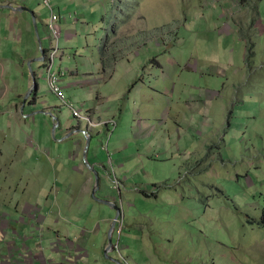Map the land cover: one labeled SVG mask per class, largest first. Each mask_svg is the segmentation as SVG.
<instances>
[{
  "label": "crops",
  "instance_id": "crops-1",
  "mask_svg": "<svg viewBox=\"0 0 264 264\" xmlns=\"http://www.w3.org/2000/svg\"><path fill=\"white\" fill-rule=\"evenodd\" d=\"M127 2L128 0H51L53 12L61 17L58 28L63 53L56 67L60 66L65 71L60 86L66 98L78 108L87 110L95 123H102L95 128L91 127L94 138H104L113 128L112 121L116 122L107 149L102 148L104 158H101L100 155L96 156L95 150L85 155L86 141L83 136H80L81 133L72 134L80 126L81 129L85 128L86 124L77 123L74 126L70 109L59 107L58 97L48 91L40 59L41 51H47L52 41L48 28L51 19L49 8L43 0H0V133L3 128H7L9 136L4 135L3 140L11 143L8 152L0 149V175L9 176L11 168L20 165V162L34 164L35 161H42L48 169L53 170L57 176L49 179L48 172V176L41 180V189L50 191L54 188L53 184L57 183L56 187L60 192L55 197L48 194L46 200L51 203L57 198L64 202L61 207L63 206L66 212L65 221L67 222L69 215H74L76 224L74 232L67 228L63 232L59 230V235L64 237L62 240L65 242L60 247L69 252L72 247L69 242L74 243L75 250L79 249L80 255L86 259L85 264H120L113 251L109 252L108 257L105 254L116 211L102 200H111L114 205L119 206L124 220L127 218L126 212L132 213L130 220L136 222L133 228L136 232L143 231L144 228V233L138 239H133L131 232L126 236H123L124 231L120 236L113 235L114 243L120 241L124 257L131 258L128 260L130 264H151L146 248L154 252L153 249L157 247L153 245V238L146 233L147 225L161 221L163 228H173L174 221L166 219L165 200L172 204L177 203L176 205L184 210L183 201L188 196L187 191L192 190L194 185H200L198 193L201 188L205 189V167L191 168L195 155L192 154V162L189 163V160L181 158L178 152L171 149L165 152L166 160L173 158L174 154L179 157V161H176L182 164L179 167L182 171H188L195 183L188 186L183 184L181 179L174 178V191L161 190L164 185L172 186L170 176L159 179V172L151 165L159 169L169 163L157 160L164 138L169 139V144H172L174 138L178 137L179 144L185 146V151L189 149L187 139H191V146L196 149V153H201L202 157L207 156L211 145L214 144L217 151L213 156L217 164L227 160L222 154L224 151L218 152L221 146L216 141L209 146L208 135L221 129L218 125L215 127L214 123H208V118L203 115V110L212 109L216 110V113L221 111L222 106L219 107V104L211 107L210 100L191 96L183 105L192 111L185 121L192 128H188L186 132L185 129H179L180 120L170 116L171 107L166 108L161 115L156 113L155 107L162 99L165 98L166 104L169 105L175 90L173 73L163 70V61L167 62L166 56L160 58L161 51L166 53L168 50L160 34L162 28H157L156 23L142 21L141 18H146L142 14L136 18L125 15V12H128ZM115 5L119 7V14L113 19L108 14V9ZM213 14L214 24H198L192 18H186L179 27L180 32L185 37L193 38L195 43L200 35L209 34L211 37L208 43H215V46L219 47L222 44L219 32L224 15L219 9H214ZM195 25L206 29L204 32H195L198 29ZM192 34L193 36H190ZM151 51L154 52L150 53ZM218 74H221V71ZM34 78L39 87L38 92L36 95L32 93L26 96L34 90ZM228 87L222 83L216 90L225 111L227 107L222 96ZM228 123L231 124V121ZM36 126L38 129L34 130L33 127ZM240 132H243L242 126ZM34 140L45 150L39 157L36 155ZM70 142L71 146H68ZM64 147L67 149L66 153L61 152ZM47 150L49 152H46ZM53 150L56 152L53 153ZM228 152L233 154L229 149ZM238 157L234 155L232 160ZM185 162L187 164H184ZM95 171L100 185L94 195ZM6 180L7 177L4 178V181ZM115 180L120 186L116 190L113 186ZM72 182L78 186L76 191H72ZM136 203L153 204L157 208L155 212L159 214L157 220L137 222L134 212L138 210L134 207ZM93 211L98 214V218L87 220L94 227L90 229L86 225L85 216ZM146 211L154 213L152 210ZM96 219H99L100 223L94 224ZM122 236L128 243H122ZM145 236L150 238L151 244ZM3 242L0 241L1 264H24L21 255L27 246H21V249L15 247L13 252L2 255L7 251L1 246ZM36 249H30L33 258L26 264H50L48 262L51 261V256L45 257L46 254L39 246H36ZM52 250L55 249L51 244V252ZM39 254H42L40 259ZM134 255L141 256V261H132L136 258Z\"/></svg>",
  "mask_w": 264,
  "mask_h": 264
},
{
  "label": "rangeland",
  "instance_id": "rangeland-1",
  "mask_svg": "<svg viewBox=\"0 0 264 264\" xmlns=\"http://www.w3.org/2000/svg\"><path fill=\"white\" fill-rule=\"evenodd\" d=\"M206 1L207 5H216L224 15L219 32L222 44L219 47L215 46V43H208L211 37L209 34L200 35L198 42L195 43L193 38L185 37L180 29H177L187 17L190 20L196 11L201 9V12H204L206 7H200L203 0H128L127 2L128 12H125V15L136 18L142 14L146 17L141 18L142 21L156 23L157 28H162L160 34L168 50L166 53L161 51L160 58L166 56L167 62L163 61V70L173 73L172 82L175 90L169 105L166 104L165 98L162 99L155 107L156 113L161 115L166 108L171 107L170 116L179 119L181 125L179 129H185L186 132L188 128H192L188 122H185L192 111L184 108L183 105L191 96L210 100L211 107L216 103L219 104V107L222 106L221 111L216 113V110L210 108L209 111L203 110V115L208 118V123H214L215 127L218 125L221 129V131H212L208 135L209 146L216 141L221 146L218 152L224 151L225 153L222 154L227 159L226 162L217 164L213 156L217 151L214 144L211 145L207 156L202 157V154L196 153V149L191 146V139H187L189 149L185 151V146L179 144L178 137L174 138L172 144H169V139L164 138L157 160L169 163L159 169L151 165L156 172H159V179L170 176L172 186L164 185L161 190L174 191V178L181 179L183 184L188 186L195 183L188 171H182L179 167L182 165L176 162L179 161V157L174 154L173 158L169 157L170 159L166 160L165 152L171 149L178 152L181 158L189 160L187 161L189 163L192 162V154L195 155L191 168L205 167L206 173L203 179L206 187L201 188L199 193L200 185H194L192 190L187 191L188 196L183 201L184 210L176 205L177 203L172 204L169 200H165L166 219L170 222L174 221L172 230L163 228L164 224L161 221L155 222L159 214L155 212L157 208L153 204L136 203L134 207L138 210L134 212L137 222H155L153 225L149 223L146 231L148 236L153 238V245L157 247L153 249L154 252L146 248L151 264H264V0ZM118 8L115 5L108 9L111 18L117 17ZM195 28H198L195 32H204L206 29L196 25ZM152 52L154 51L150 53ZM219 71L221 74H218ZM222 83L229 86L222 96L225 98L227 111L216 94ZM82 111L87 112L85 109ZM227 117L231 124L228 123ZM72 118L74 119L72 124L76 126L77 121L73 114ZM112 122V125L116 123ZM240 126L243 128L242 133ZM114 128L104 138L101 136V140L99 139V152L94 149L96 143H92L88 151H85V155L95 150L97 157L100 155L104 158L102 148L107 149ZM33 129L37 130L38 127ZM4 135L9 136L7 128H3L0 133V149L8 152L11 143L3 140ZM52 138L55 140L53 135ZM195 144L194 142V146ZM34 146L39 157L45 150L40 147L37 140H34ZM68 146H71V142ZM227 149L233 151V154L227 153ZM66 151L65 147L61 150L63 153ZM234 155L240 157L233 161ZM48 172H50L49 179L57 176L42 161H35L34 164L20 162V165L11 168L9 176L0 175V241H4L1 246L7 250V253L4 252L2 255L13 252L15 247L21 249V246L26 245L29 249L25 247L22 253L27 257L21 255V261L26 264L33 258L30 249L35 251L36 246H39L46 254L45 257L51 256V261L46 260L50 264H59L58 262L85 264L86 259L80 255L79 249L75 250L74 243L69 242V246L70 244L72 246L69 252L66 249L63 251L64 248L60 247L65 242L62 240L64 237H60L59 230L63 232L67 228L74 232L76 224L74 215H69L67 222L65 221L66 212L64 207H61L64 202L57 198L51 203L46 200L48 194H53L55 197L60 192L56 187L57 183L53 184L54 188L50 191L41 189V180L48 176ZM5 177H7L6 181H4ZM113 183L114 190L120 188L119 182L115 180ZM71 187L72 191H76L78 186L72 182ZM110 197L114 198L113 195ZM146 210H152L154 213ZM126 214L127 218L122 222L121 234L124 231L123 236H126L131 232L133 239L140 238L144 228L143 231L136 232V229H133L136 222L130 220L132 213L126 212ZM40 218L43 220H39ZM85 218L86 221L98 218V214L93 211ZM93 223L98 224L100 220L96 219ZM86 225L94 229L89 221ZM118 229L119 227L116 231ZM123 236L122 243H128ZM145 239L151 244L150 238L145 236ZM51 244L55 252L53 250L51 252ZM114 254L121 263V256L116 252ZM38 256L39 259L42 258V254ZM53 257L56 259L54 260ZM135 257L132 261H141V256ZM129 259L131 260L127 257V262ZM13 264L18 263L13 262Z\"/></svg>",
  "mask_w": 264,
  "mask_h": 264
},
{
  "label": "built area",
  "instance_id": "built-area-1",
  "mask_svg": "<svg viewBox=\"0 0 264 264\" xmlns=\"http://www.w3.org/2000/svg\"><path fill=\"white\" fill-rule=\"evenodd\" d=\"M43 2L49 8L50 16H51V19L48 24V28L52 34V45L46 57V61L43 68L48 89L50 92L55 94L60 99L62 106H66L72 111L75 119H77L81 123H85L90 128L94 127L96 125L95 123H93L91 115L88 112H83L82 110H80V108H77L73 102L68 101L60 86V81L62 76H64V71L56 67V64L57 61L60 59L62 53L59 45V28H58L61 17L60 15L53 12L51 8V0H43ZM85 136L88 137L89 132L86 131ZM122 222H123L122 219L118 220L119 229L117 232L119 235L121 234L122 231ZM113 249L116 250L117 252H120L121 250L120 243L119 242L114 243Z\"/></svg>",
  "mask_w": 264,
  "mask_h": 264
},
{
  "label": "clouds",
  "instance_id": "clouds-1",
  "mask_svg": "<svg viewBox=\"0 0 264 264\" xmlns=\"http://www.w3.org/2000/svg\"><path fill=\"white\" fill-rule=\"evenodd\" d=\"M208 4V2L206 1V0H203V3H202V6H200V7H203V8H205L206 7V9H204V12L202 13L201 12V9L199 10V11H196L194 14H193V16L191 17L192 19H193V21L195 22V23H198V24H200V23H207V24H210V23H215V16H214V14H213V10L214 9H219L218 7H216V5H207ZM239 10V9H238ZM225 12V11H224ZM240 17V16H239ZM188 18V17H187ZM239 25H240V18H239ZM179 27L180 26H178L177 27V29H179ZM241 28H242V26H241ZM51 45H52V41H51ZM51 45H50V47H49V49L47 50V51H45L46 52V55H45V57H44V61H42V63H43V67H41V68H44V64H45V61H46V57H47V55H48V52H49V50H50V48H51ZM59 45H60V38H59ZM166 45V44H165ZM60 48H61V51H62V53H63V49H62V47H61V45H60ZM62 53H61V56H60V59H61V57H62ZM59 59V60H60ZM59 69H61L60 68V66H57ZM42 70V69H41ZM63 70V69H62ZM64 71V70H63ZM44 72V71H43ZM64 76H65V71H64ZM64 76H62V77H64ZM44 78H45V74H44ZM45 81H46V79H45ZM46 84H47V82H46ZM48 87V86H47ZM38 89H39V87H38ZM62 90H63V88H62ZM64 92V91H63ZM52 93V92H51ZM55 95V94H54ZM66 97V96H65ZM59 99V98H58ZM67 99V98H66ZM68 100V99H67ZM59 101H60V99H59ZM68 101H70V100H68ZM260 101H261V99H260ZM72 102V101H71ZM264 102V101H263ZM74 103V102H73ZM76 107H77V105H75ZM60 107L62 108V107H66V106H62V104H61V102H60ZM78 108V107H77ZM80 110H82V109H80ZM71 111V110H70ZM72 112V111H71ZM73 114V113H72ZM90 114V113H89ZM91 115V114H90ZM76 121H77V123H81V122H79L77 119H75ZM93 123H95L94 121H93ZM113 123V122H112ZM112 123H111V126L112 127H115L116 126V123L114 124V125H112ZM95 125L96 126H94V127H92V128H95V127H97V126H100V125H102V123H95ZM82 126H80V127H78V128H81ZM77 128V129H78ZM82 130H84L85 131V134H86V131L87 132H89V136L88 137H86L85 136V134H84V136H83V139H84V141H86V138H89V137H91L92 136V130L93 129H91V128H89L88 127V125H86V127L85 128H82ZM119 219H122L123 221H124V218L123 217H121V216H119L117 219H116V227H115V230H114V232H113V235L114 234H117V235H119L118 234V232L116 231V229H117V227H119L118 226V220ZM113 238V237H112ZM119 243H120V241H118ZM113 247H114V241H113V244H112V248H111V251H113V252H116V253H118L120 256H121V258H122V262L120 263V264H130L129 263V261L127 262V257H124V255L122 254V251L120 250V252H117L116 250H114L113 249ZM120 247H121V244H120Z\"/></svg>",
  "mask_w": 264,
  "mask_h": 264
},
{
  "label": "water",
  "instance_id": "water-1",
  "mask_svg": "<svg viewBox=\"0 0 264 264\" xmlns=\"http://www.w3.org/2000/svg\"><path fill=\"white\" fill-rule=\"evenodd\" d=\"M14 7H8V9H13ZM41 54H42V59H40V61H44V57L46 55V52L45 51H41ZM33 89L34 90H31L29 95L27 94L26 96H30L32 93L33 94H37L38 92V84H37V81H36V78H34L33 80ZM57 119V117H55ZM58 122V120H57ZM81 133V134H80ZM82 135L84 136L85 134V131L82 130L81 128H78L74 134L72 135ZM95 141V146H94V149L96 150V152H99L100 150V145L98 144L99 142V139L98 138H94V136H91L89 138H86V146H85V151H88V149L90 148V146L92 145V143H94ZM95 182H96V186H95V189H94V195L96 194V191L100 185V181H99V178H98V175L97 173H95ZM106 205H108L109 207L113 208L115 211H116V215H115V219H114V222L111 226V229L109 231V237H108V247L105 249V254L106 256L108 257L109 256V252L111 251V248H112V244H113V232L115 230V227H116V219L120 216V208L117 206V205H114L113 201L111 200H102Z\"/></svg>",
  "mask_w": 264,
  "mask_h": 264
},
{
  "label": "trees",
  "instance_id": "trees-1",
  "mask_svg": "<svg viewBox=\"0 0 264 264\" xmlns=\"http://www.w3.org/2000/svg\"><path fill=\"white\" fill-rule=\"evenodd\" d=\"M138 82V80H136V83ZM263 224H264V222H263ZM264 226V225H263Z\"/></svg>",
  "mask_w": 264,
  "mask_h": 264
},
{
  "label": "flooded vegetation",
  "instance_id": "flooded-vegetation-1",
  "mask_svg": "<svg viewBox=\"0 0 264 264\" xmlns=\"http://www.w3.org/2000/svg\"><path fill=\"white\" fill-rule=\"evenodd\" d=\"M120 216L122 217V214H120Z\"/></svg>",
  "mask_w": 264,
  "mask_h": 264
}]
</instances>
